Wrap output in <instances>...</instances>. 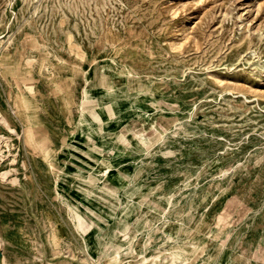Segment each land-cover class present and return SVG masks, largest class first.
Listing matches in <instances>:
<instances>
[{"label":"rangeland","instance_id":"rangeland-1","mask_svg":"<svg viewBox=\"0 0 264 264\" xmlns=\"http://www.w3.org/2000/svg\"><path fill=\"white\" fill-rule=\"evenodd\" d=\"M18 90L36 107V145L21 133ZM83 93L100 105L98 139L111 163L107 177H94L135 188L133 204L169 201L195 217L169 238L157 227L136 231V213L125 215L117 264H264V0H0L8 264H95L59 195L68 147L90 145ZM79 186L73 179L76 196L91 192ZM99 194L118 207L107 187Z\"/></svg>","mask_w":264,"mask_h":264},{"label":"bare ground","instance_id":"bare-ground-1","mask_svg":"<svg viewBox=\"0 0 264 264\" xmlns=\"http://www.w3.org/2000/svg\"><path fill=\"white\" fill-rule=\"evenodd\" d=\"M33 85L34 84L27 85L28 93L31 91ZM23 93L24 92L21 90H18L19 105L20 108L23 109L25 115L24 119L21 117V115H18L19 118L22 119V122L20 123L21 133L24 134L26 131V139L28 142L32 145H36L39 140L36 130L38 121L34 115L36 112V107L30 98L23 96ZM81 100H83L84 103L82 102V104H80L79 123L81 126L82 137L85 138V143L88 142L90 145L88 144L85 147L81 146L82 148H79L76 146L77 144H70V147H68L70 153L67 164L65 165V170H63L61 173L62 175L60 176L62 188L59 190V195L60 198L65 202L67 206L66 208H68L75 219L78 228L83 232L82 249L89 257H91V261H93L95 264H100L102 261L105 263V261L111 260L112 264H117V260H119L120 256V249L126 243L125 240H122L121 238L129 224L126 218H124L125 215H128L132 212L136 213L135 221L133 222V226L135 227L136 231H139L140 229L157 227L166 235V237L169 238L178 236L181 225L189 226L192 223L191 220L194 221L195 217L192 216V219H190L189 216L185 217V215L180 211L172 209L171 203L169 201L167 203L160 202L159 205H154L152 207H150L144 201H138L133 204L135 188H131L129 186H123L119 188L118 186L112 185L107 181H105V183L102 181L99 182L100 177H94V175L97 174L107 177L111 169V163L103 155V153L106 151L105 143H101L100 139H98V133H100L101 130L100 123L102 121H100L98 113L94 112V106L97 105L98 107L100 105L94 104V106L89 107V105H87L88 103L86 93L82 94ZM19 113L20 112L18 111V114ZM112 113L115 114L113 110ZM24 126L27 127L24 128ZM88 146L93 147V149H87ZM49 153L50 152L47 151L46 156H48ZM72 161L79 164L84 170H76V174L72 173ZM114 174L116 173L114 172ZM73 179H76L80 183L87 185L83 188L80 186L78 188L75 187L76 192L84 188L90 189L91 192L86 194L84 197L76 196L73 189L74 186L72 187ZM102 187L108 188L113 200L118 201V207H114L111 204L110 199L103 198L99 194V191L102 189ZM101 202L103 205L100 204ZM107 206L114 207L118 211L116 212L113 210L114 208L110 209ZM121 213L124 215H121ZM112 218L119 219L122 225V228H119L116 233H109L108 224L113 220ZM89 227H95L93 233L90 236L87 234ZM0 252L2 254L1 237ZM132 253L133 257L135 258L137 256L145 258L142 251L138 253L133 250ZM241 253L243 252L241 251ZM241 255L243 256L244 254ZM189 256L191 255L189 254ZM87 258L88 257H86V259ZM0 264H8L3 254Z\"/></svg>","mask_w":264,"mask_h":264},{"label":"water","instance_id":"water-1","mask_svg":"<svg viewBox=\"0 0 264 264\" xmlns=\"http://www.w3.org/2000/svg\"><path fill=\"white\" fill-rule=\"evenodd\" d=\"M1 258H2V254H1V252H0V262H1Z\"/></svg>","mask_w":264,"mask_h":264}]
</instances>
